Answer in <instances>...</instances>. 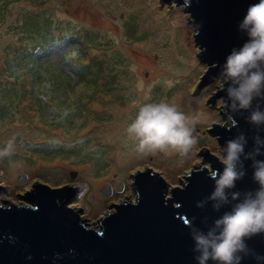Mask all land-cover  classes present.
I'll list each match as a JSON object with an SVG mask.
<instances>
[{
    "label": "rangeland",
    "instance_id": "1",
    "mask_svg": "<svg viewBox=\"0 0 264 264\" xmlns=\"http://www.w3.org/2000/svg\"><path fill=\"white\" fill-rule=\"evenodd\" d=\"M194 35L173 0H0V150L11 142L0 205L26 204L40 184L70 187L71 206L97 226L135 201L138 172L161 173L170 190L210 169L205 153L223 160L213 135L229 123L213 98L223 80L204 81L210 65ZM162 101L189 117L197 144L141 158L127 126L140 105Z\"/></svg>",
    "mask_w": 264,
    "mask_h": 264
},
{
    "label": "water",
    "instance_id": "2",
    "mask_svg": "<svg viewBox=\"0 0 264 264\" xmlns=\"http://www.w3.org/2000/svg\"><path fill=\"white\" fill-rule=\"evenodd\" d=\"M257 2L189 0L185 7L201 60L210 65L204 81L223 80V88L213 96L223 98V116L229 122L214 126L221 156L227 158L229 142L242 148L232 161L237 174L233 186L223 188L220 197L213 195L226 165L209 151L204 161L210 169L195 167L181 186L170 190L161 173L138 172L133 177L135 201L113 205L109 215L89 227L71 206L78 197L74 189L37 185L21 198L26 204L0 205V264H200L203 249L197 238L219 242L223 225L217 221L239 204L264 199L259 195L264 188L255 178L258 167L264 166V119L252 120L254 113L264 117V61L236 78L227 76L225 68L227 56L249 41L240 24L247 8ZM254 72L261 75V82L248 106L241 107L229 90L238 89ZM109 192L105 188L100 193ZM208 252L204 264H225L211 258V248ZM228 264H264V230L241 237Z\"/></svg>",
    "mask_w": 264,
    "mask_h": 264
},
{
    "label": "clouds",
    "instance_id": "3",
    "mask_svg": "<svg viewBox=\"0 0 264 264\" xmlns=\"http://www.w3.org/2000/svg\"><path fill=\"white\" fill-rule=\"evenodd\" d=\"M189 6V0H185L184 7ZM240 28L246 29L249 41L243 45L239 52L233 51L226 58L227 76L236 78L245 76L248 70L256 67L257 61H264V0H258L251 4L243 17ZM261 75L254 72L247 75L238 89H230V95L239 101L241 107H247L251 99V93L255 91L260 82ZM172 86V82H168ZM264 119L259 113H254V122ZM189 117L179 111L174 104L168 102L144 103L139 106L133 121L127 126V137L134 142V151L141 157L154 156L173 149L181 155L189 152L197 144L194 128H190ZM0 150V159L10 156L8 148ZM242 150L241 145L229 142L227 158L223 159L226 167L216 180L215 197L222 196V189L232 187L234 179L237 178L233 170L232 161L238 152ZM255 178L260 181L264 188V166H259L255 172ZM264 197V192L259 194ZM223 225L216 241H210L201 236L197 238V244L203 249L200 264L209 258L208 248H211V258L228 264L237 250L241 237L264 230V199L239 204L231 214H225L217 221Z\"/></svg>",
    "mask_w": 264,
    "mask_h": 264
},
{
    "label": "trees",
    "instance_id": "4",
    "mask_svg": "<svg viewBox=\"0 0 264 264\" xmlns=\"http://www.w3.org/2000/svg\"><path fill=\"white\" fill-rule=\"evenodd\" d=\"M45 37L49 38V35L47 34V32L45 33ZM37 48H39V46H37ZM39 51V50H38ZM40 54H43V50H42V46L40 45ZM52 66V65H51ZM61 188V187H60Z\"/></svg>",
    "mask_w": 264,
    "mask_h": 264
},
{
    "label": "bare ground",
    "instance_id": "5",
    "mask_svg": "<svg viewBox=\"0 0 264 264\" xmlns=\"http://www.w3.org/2000/svg\"><path fill=\"white\" fill-rule=\"evenodd\" d=\"M192 65H193V63H192ZM191 67H192V66H191ZM194 77H195V75H194ZM194 77H193V78H194ZM204 113H205V112H204Z\"/></svg>",
    "mask_w": 264,
    "mask_h": 264
}]
</instances>
